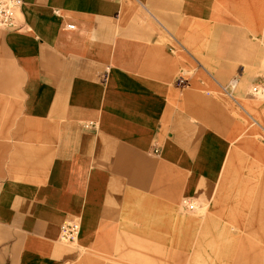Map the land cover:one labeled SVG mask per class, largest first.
Segmentation results:
<instances>
[{"label": "crops", "instance_id": "obj_1", "mask_svg": "<svg viewBox=\"0 0 264 264\" xmlns=\"http://www.w3.org/2000/svg\"><path fill=\"white\" fill-rule=\"evenodd\" d=\"M22 8L0 28V264H264V0Z\"/></svg>", "mask_w": 264, "mask_h": 264}, {"label": "built area", "instance_id": "obj_2", "mask_svg": "<svg viewBox=\"0 0 264 264\" xmlns=\"http://www.w3.org/2000/svg\"><path fill=\"white\" fill-rule=\"evenodd\" d=\"M23 4L24 0H0V28H14L19 25L23 12ZM71 26H74V24H71ZM188 80V74H186V70H183V72L178 75L177 81L183 83L189 82ZM252 91L255 94L263 93L264 85L256 84L252 87ZM182 206L192 211L197 209L196 204L189 198H184L182 200ZM63 228L64 238L69 241H74L79 232L78 224L67 223Z\"/></svg>", "mask_w": 264, "mask_h": 264}, {"label": "rangeland", "instance_id": "obj_3", "mask_svg": "<svg viewBox=\"0 0 264 264\" xmlns=\"http://www.w3.org/2000/svg\"><path fill=\"white\" fill-rule=\"evenodd\" d=\"M194 72V71H193ZM186 74H188V77L189 78H194L192 75H193V73H192V71H190V70H186ZM185 83H188V82H184V84ZM179 84H180V82H179ZM232 84V83H231ZM235 85H237V83H235ZM254 85H252V86H250V88H249V91H250V94L251 95H253V96H258V97H260V98H264V91H263V93H259V94H255L253 91H252V87H253ZM237 87H235L234 89H236ZM238 98H226V101L227 102H230L231 104L232 103H237L238 102ZM264 101V100H263ZM238 104V103H237ZM238 106V105H237ZM260 119V118H259ZM261 123H262V125L264 126V120H261ZM263 130H264V127H263ZM260 136H261V138H262V141L264 142V132H262L261 134H260ZM197 208H198V210H196V212L195 213H200V212H202V213H200L201 215H204V213L205 212H209V210H211V208H210V206L209 205H203V206H197ZM189 210V209H188ZM187 210V211H188ZM190 211H192V210H190Z\"/></svg>", "mask_w": 264, "mask_h": 264}]
</instances>
